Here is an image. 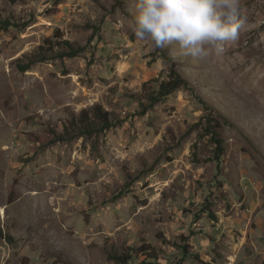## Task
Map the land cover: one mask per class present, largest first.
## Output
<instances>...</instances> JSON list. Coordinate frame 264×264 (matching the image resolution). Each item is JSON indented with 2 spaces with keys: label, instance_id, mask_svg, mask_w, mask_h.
Here are the masks:
<instances>
[{
  "label": "rangeland",
  "instance_id": "374dc122",
  "mask_svg": "<svg viewBox=\"0 0 264 264\" xmlns=\"http://www.w3.org/2000/svg\"><path fill=\"white\" fill-rule=\"evenodd\" d=\"M241 7L200 61L138 40L130 0H0V264H264V0Z\"/></svg>",
  "mask_w": 264,
  "mask_h": 264
},
{
  "label": "clouds",
  "instance_id": "9594fccd",
  "mask_svg": "<svg viewBox=\"0 0 264 264\" xmlns=\"http://www.w3.org/2000/svg\"><path fill=\"white\" fill-rule=\"evenodd\" d=\"M130 7L135 37L180 58L222 55L244 27L241 0H130Z\"/></svg>",
  "mask_w": 264,
  "mask_h": 264
},
{
  "label": "trees",
  "instance_id": "16d2710c",
  "mask_svg": "<svg viewBox=\"0 0 264 264\" xmlns=\"http://www.w3.org/2000/svg\"><path fill=\"white\" fill-rule=\"evenodd\" d=\"M15 23L12 22L11 20L8 19H0V33L3 31H7L9 30L10 27L14 26ZM63 45H65L67 47V51L62 55V57L64 56H76L78 55L80 52L83 51V47L80 46H76L75 44H73L71 41L65 40L63 41ZM41 55H39V57L31 60L30 62H28L27 64H20V67L23 71H27L30 68H32V66L36 63V62H43L46 61L48 59V56L46 55L45 52V48L44 46H40V53ZM172 76H173V80L169 81L168 83H161L160 85H158V95L157 97L154 98V101H158L159 98L165 97L168 94H170V92L174 89L179 88L182 84L188 86V84L184 81V79L180 76V74H178L177 72H172ZM190 90H193L190 87ZM196 93V92H195ZM94 111V119L95 121H99V123L102 126L103 130H107L110 129L112 124L111 121V115L109 111H106L102 106H97L95 108H93ZM89 122V121H88ZM92 126V123H91ZM79 127V126H78ZM68 131V129H67ZM59 141L60 140H65V136L62 135L60 137H58ZM215 141L218 143V157L221 156L223 154V148H222V139L218 137V135H215ZM125 193L124 192H120L115 199L121 198ZM0 238L3 239H8L7 235L4 234L3 230L0 228ZM177 248L179 250V253L183 255V257H188L190 255V252L188 250V245L186 243V241H184L182 244L177 245ZM146 256H148V258H146L145 260H143L140 264H158L156 263L158 259V255L156 254L155 250L153 251V253H149V251H146ZM114 258L117 260V262L119 264H134L133 259H134V255H133V250L130 252V255H115ZM150 260V261H149ZM155 261V262H154ZM168 264H173L172 260L170 258H168Z\"/></svg>",
  "mask_w": 264,
  "mask_h": 264
},
{
  "label": "bare ground",
  "instance_id": "6f19581e",
  "mask_svg": "<svg viewBox=\"0 0 264 264\" xmlns=\"http://www.w3.org/2000/svg\"><path fill=\"white\" fill-rule=\"evenodd\" d=\"M2 211H3V209H2Z\"/></svg>",
  "mask_w": 264,
  "mask_h": 264
}]
</instances>
